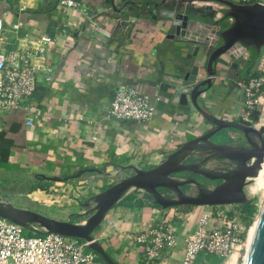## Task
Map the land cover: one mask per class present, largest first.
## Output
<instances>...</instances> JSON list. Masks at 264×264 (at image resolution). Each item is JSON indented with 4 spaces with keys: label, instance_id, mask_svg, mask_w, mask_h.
I'll use <instances>...</instances> for the list:
<instances>
[{
    "label": "crops",
    "instance_id": "0c3cea01",
    "mask_svg": "<svg viewBox=\"0 0 264 264\" xmlns=\"http://www.w3.org/2000/svg\"><path fill=\"white\" fill-rule=\"evenodd\" d=\"M77 1V8L57 11L58 0H0L7 21V47H27L37 80L30 100L32 125H26L23 108L0 115V176L19 169L39 178L33 185L44 189L25 192L32 207H19L43 213L39 205L53 204L49 210L61 209L66 216H49L61 220L81 211L79 205L89 194L109 184L112 169L128 164L151 168L209 127L191 102L176 101L174 93L176 86L191 83V76L206 77L213 47L190 36L210 37L217 27L206 25L223 19L227 8L219 0ZM171 11L188 15L189 21L182 20L186 37L176 33L168 17ZM229 21L224 19V24ZM19 22L22 26L11 31V24ZM43 35L50 40L42 42ZM245 59L225 54L216 63L217 77L200 99L211 114L235 120L242 108L238 83L243 81L235 70ZM122 85L162 98L149 122L106 117ZM83 168L98 171L82 175L76 184L64 179ZM136 198L141 197L136 193ZM199 209L161 208L149 200L140 204L123 197L107 211L92 236L119 264H144L143 246L133 238L166 220L175 229L176 244L165 249L159 264H182L185 235L193 230ZM209 225L216 222L211 220ZM236 257L232 254L225 263L234 258L236 264ZM215 263V257L200 253L193 264Z\"/></svg>",
    "mask_w": 264,
    "mask_h": 264
},
{
    "label": "water",
    "instance_id": "95a60500",
    "mask_svg": "<svg viewBox=\"0 0 264 264\" xmlns=\"http://www.w3.org/2000/svg\"><path fill=\"white\" fill-rule=\"evenodd\" d=\"M219 1L227 7L222 12V20L230 18V21L226 22L225 26L219 23L207 24L209 29L217 27L210 37H203L197 33L190 36L193 40L205 42L213 47L207 57L206 77L191 76V83L186 86H176L174 93L176 101L182 104L191 102L211 128L179 144L159 164L151 168L142 169L133 164L119 165L121 169H128L131 173L90 196L80 204L84 210L70 214L66 220L15 206L1 196L0 216L37 234L58 233L84 240L88 248L97 253L106 264H119L110 257L92 233L102 222L107 211L130 193L142 191L150 197L151 204L161 208L247 203L249 198L245 188L258 175L264 161V139L260 138V145L253 141L249 142V132L259 133L255 126L219 118L208 112L200 99L205 98L212 87L217 77V70L220 68L216 63L220 61L222 55L226 54L227 57L236 59L250 48L255 49L257 54L260 53L264 46V4ZM168 17L172 18L176 33L186 37L183 21H189L188 15L171 11ZM253 66L254 64L250 69ZM226 129L235 130L243 135L249 145L239 146L228 143L226 137L230 135L222 133ZM204 153H207L210 159H202ZM190 159L191 161H188ZM209 161H219V165L230 163L231 168L212 169L202 166L203 162ZM94 171L98 170L83 168L64 179H76ZM181 171H189L190 175L183 178L174 176ZM194 173L209 180H222V182L210 188L196 181L191 176ZM52 179L60 180L58 177ZM188 184L196 186L195 193L182 191L181 186ZM158 188L168 189L171 196L160 192ZM76 218L80 219L79 222L74 220ZM254 223L248 236L242 264H264V193Z\"/></svg>",
    "mask_w": 264,
    "mask_h": 264
},
{
    "label": "built area",
    "instance_id": "2783aa9c",
    "mask_svg": "<svg viewBox=\"0 0 264 264\" xmlns=\"http://www.w3.org/2000/svg\"><path fill=\"white\" fill-rule=\"evenodd\" d=\"M230 1L264 4V0ZM78 5L77 0H58L56 10L65 11ZM6 24L0 11V115L23 108L26 110V125H32L30 100L37 86L36 68L27 47L21 44L7 47ZM11 25L14 32L22 26L20 22ZM41 40L45 43L50 38L43 35ZM50 78L48 76L47 80ZM238 84L242 108L235 121L254 124L251 115L260 110L264 99V46L249 77ZM161 100L160 96L151 97L122 85L110 101L106 117L147 123L154 117L156 104ZM240 205L199 206L194 228L185 235L182 264H193L200 253L221 258L225 263L233 253L247 247L248 232L256 215L248 217ZM211 220L216 222L215 226L209 225ZM175 237V229L163 220L133 239L143 246L144 264H159L165 249L175 246ZM87 248L84 240L58 233L26 236L20 225L0 216V264H98L100 256L94 251L86 252Z\"/></svg>",
    "mask_w": 264,
    "mask_h": 264
},
{
    "label": "rangeland",
    "instance_id": "374dc122",
    "mask_svg": "<svg viewBox=\"0 0 264 264\" xmlns=\"http://www.w3.org/2000/svg\"><path fill=\"white\" fill-rule=\"evenodd\" d=\"M263 51V47L258 55L257 60L261 57ZM256 60V62H257ZM255 62V64H256ZM260 117V118H259ZM259 119L256 122H253L254 124L256 123L255 128L258 130H261L264 127V99H263V105L260 107L259 110ZM112 175H111V179H110V183L109 184H101V187H99V192L102 191L103 189H105V187H108L111 184H114L115 182L119 181L121 178L128 176L131 171L130 170H121V169H112ZM84 176H88L89 173H85L83 174ZM80 178V177H79ZM79 178L76 179H72L74 180L73 184H76L77 180ZM39 178L36 180L33 176H30L29 173L27 171H22V170H16V173H8L7 175L5 174V176H0V194H3L7 197L10 198V201H12L14 204H16V206H21V205H27L29 207L31 203H29V199L26 198L25 196V192L26 190L30 189L31 186L35 183H39L38 182ZM40 181V180H39ZM107 181V179H105V182ZM43 182V181H41ZM70 184H72L71 182H69ZM57 186H61V185H57ZM263 183H262V188L259 187L258 183H251L249 184L246 188V194L249 198V201H251L255 206H256V212L254 215H257L259 206L261 204V200L263 197V193H264V187H263ZM98 188H96L95 190H97ZM193 189L189 188L188 192H191ZM98 193V192H97ZM96 194V193H94ZM138 196L141 197L142 199H144L145 201L149 200L148 198L145 197V193L142 191H139ZM93 194H89L88 197H86L85 200H87L90 196H92ZM83 200V199H82ZM83 201V202H84ZM37 206V205H36ZM54 205L50 204L49 206L47 205H39L38 207H40V209L43 211V214L45 215H55L61 218H65L66 213H62L61 209L58 212H52V209H50V207L52 208ZM79 207H81L79 205ZM77 209V207H75ZM84 210V209H82ZM42 213V212H41ZM51 217V216H50ZM75 221H79V218L74 219ZM253 225V224H252ZM251 225V227H252ZM23 234L26 236H35V235H39L37 233L31 232L29 230L23 229ZM86 252H93L91 249H86ZM245 252H246V247H243L241 250L236 251V264H242L243 263V259L245 256ZM99 261H101V258H99ZM216 264H224V262H216Z\"/></svg>",
    "mask_w": 264,
    "mask_h": 264
},
{
    "label": "flooded vegetation",
    "instance_id": "af4514ba",
    "mask_svg": "<svg viewBox=\"0 0 264 264\" xmlns=\"http://www.w3.org/2000/svg\"><path fill=\"white\" fill-rule=\"evenodd\" d=\"M255 49L253 48H250L247 50V52H245L241 57H244L245 56V62L243 63V66L242 67H238L237 70H235V72H237L240 76L243 77V81L245 79H247L249 77V75L251 74L252 70H253V67L250 69V67L252 66V64L255 65V62L257 59H254V54H255ZM257 54V53H256ZM225 55V54H224ZM259 55V54H258ZM235 59V58H234ZM234 68L237 66V63H234ZM242 122V121H240ZM242 123H245V122H242ZM208 124V123H207ZM247 125H252L254 126V124H248V123H245ZM209 125V124H208ZM209 128H211V125H209L208 128H206L203 132L207 131ZM202 132V133H203ZM224 132L225 133H228L230 135V137H226V141L230 144H233V145H239V146H248V141H253L254 143L260 145V138H263L264 139V133L259 130V133H254V132H249V139L247 141V139L241 135L240 133H238L237 131L235 130H232V129H226L224 131H222V133ZM235 132L236 135H234L233 133ZM205 150L207 149V147L204 148ZM203 158H209V155L207 153H204L202 155V159ZM210 159V158H209ZM188 161H191L188 160ZM198 161H201V159H198ZM219 161H209V162H203L202 163V166H205V167H208V168H224V169H230L231 165L230 163H226V164H222V165H219L218 164ZM190 175V172L189 171H181V172H178L176 174H174V176H178V177H186V176H189ZM196 181L198 182H201L203 183L204 185H206L207 187H215L217 186L218 184H220L222 182V180H209L205 177H202L200 176L199 174H192L191 175ZM247 187V186H246ZM189 188H192L193 190L191 192H188V189ZM181 189L182 191L184 192H187V193H195L196 192V186L194 184H188V185H183L181 186ZM158 190L166 195H169L171 196V193L168 189H163V188H158Z\"/></svg>",
    "mask_w": 264,
    "mask_h": 264
},
{
    "label": "trees",
    "instance_id": "16d2710c",
    "mask_svg": "<svg viewBox=\"0 0 264 264\" xmlns=\"http://www.w3.org/2000/svg\"><path fill=\"white\" fill-rule=\"evenodd\" d=\"M218 23L221 24L222 26H225L224 20H222V19L219 20ZM253 58L257 59L258 58V54L255 53ZM251 117H252L253 122H257L258 117H259V111H254L252 113ZM261 131L264 133V127L261 129ZM38 187L44 189L43 186H37V185H33L31 187V189L34 190V189H37ZM136 193H138V192L130 193V194H128L125 197H127V199H136V201H138V203H140V204L144 203V199H142V198H138L137 199L136 198ZM145 197L150 200V197L147 194H145ZM155 206H157V205H155ZM185 207H188V206H185ZM241 208L246 213V215L248 217L253 216L255 214V212H256V206L251 201H248L247 203L242 204ZM210 256H212V255H210ZM212 257H215V256H212ZM215 258H216V262H223V260L221 258H217V257H215Z\"/></svg>",
    "mask_w": 264,
    "mask_h": 264
},
{
    "label": "bare ground",
    "instance_id": "6f19581e",
    "mask_svg": "<svg viewBox=\"0 0 264 264\" xmlns=\"http://www.w3.org/2000/svg\"><path fill=\"white\" fill-rule=\"evenodd\" d=\"M252 182H253V183H255V182L258 183V185H259L260 188H262V183H263V185H264V161H263V163H262V165H261V168H260V170H259V172H258V175H257L255 178L252 179ZM263 187H264V186H263ZM263 189H264V188H263ZM263 191H264V190H263ZM254 224H255V223H253L252 227L254 226ZM252 227L249 229L248 236H249V233H250ZM247 240H248V237H247ZM233 254L236 255V252L233 253ZM234 260H235V259L232 258L229 262H227V263H225V264H235Z\"/></svg>",
    "mask_w": 264,
    "mask_h": 264
}]
</instances>
